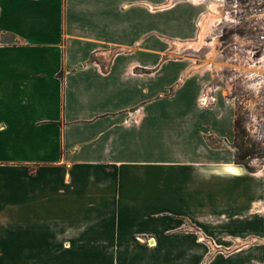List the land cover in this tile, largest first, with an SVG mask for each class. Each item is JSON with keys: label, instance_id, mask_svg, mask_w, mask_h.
<instances>
[{"label": "crops", "instance_id": "0c3cea01", "mask_svg": "<svg viewBox=\"0 0 264 264\" xmlns=\"http://www.w3.org/2000/svg\"><path fill=\"white\" fill-rule=\"evenodd\" d=\"M208 10L0 0V264H264V168L177 48Z\"/></svg>", "mask_w": 264, "mask_h": 264}, {"label": "rangeland", "instance_id": "374dc122", "mask_svg": "<svg viewBox=\"0 0 264 264\" xmlns=\"http://www.w3.org/2000/svg\"><path fill=\"white\" fill-rule=\"evenodd\" d=\"M200 1L215 16L203 30L202 49L198 52L184 47L179 50L185 51L184 57L192 58L210 74L212 90L219 92L223 99L231 100L241 130H245L238 142L245 139L254 149L246 161L256 169H263L264 0ZM212 3L219 8L218 13L211 9ZM211 51L212 60L221 64L219 69L204 63Z\"/></svg>", "mask_w": 264, "mask_h": 264}, {"label": "bare ground", "instance_id": "6f19581e", "mask_svg": "<svg viewBox=\"0 0 264 264\" xmlns=\"http://www.w3.org/2000/svg\"><path fill=\"white\" fill-rule=\"evenodd\" d=\"M198 1V0H196ZM211 9L215 12H217L219 10V8L216 7V4H213L211 5ZM218 13V12H217ZM215 18L214 14L210 11L204 13L202 15V17L200 18V21H199V24H200V30H198V35L196 37V39H193V40H189V41H177V45H178V49H181V47H185V48H188V49H194L195 51H200V49H202V46H203V43H202V39H203V36H204V32L203 30L206 28V25L209 24L210 22H212V20ZM211 45H213V42L210 43ZM214 51V50H213ZM213 53L212 51L207 53V60L204 61V63L206 64H212L216 69L220 68L221 67V64L219 63H215V61L212 60L213 58ZM212 60V61H210ZM223 66V64H222ZM227 170L229 171H237V170H240L239 168H236V167H232V166H229V167H226Z\"/></svg>", "mask_w": 264, "mask_h": 264}, {"label": "trees", "instance_id": "16d2710c", "mask_svg": "<svg viewBox=\"0 0 264 264\" xmlns=\"http://www.w3.org/2000/svg\"><path fill=\"white\" fill-rule=\"evenodd\" d=\"M235 130L236 163L244 165L251 172L256 171L257 169L252 167L250 163L246 161L247 157L253 155V147H250L245 139L238 142V139L242 136L244 137L245 133V130H241L240 121L238 119H236Z\"/></svg>", "mask_w": 264, "mask_h": 264}, {"label": "built area", "instance_id": "2783aa9c", "mask_svg": "<svg viewBox=\"0 0 264 264\" xmlns=\"http://www.w3.org/2000/svg\"><path fill=\"white\" fill-rule=\"evenodd\" d=\"M214 97L211 95V94H204V96H202L201 100H202V103L205 104V105H208L210 103H212Z\"/></svg>", "mask_w": 264, "mask_h": 264}]
</instances>
